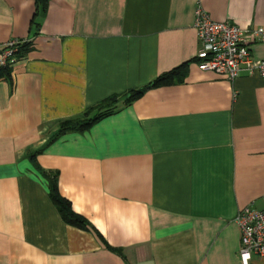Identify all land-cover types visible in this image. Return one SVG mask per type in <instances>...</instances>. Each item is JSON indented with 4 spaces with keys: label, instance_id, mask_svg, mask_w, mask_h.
Wrapping results in <instances>:
<instances>
[{
    "label": "crops",
    "instance_id": "1",
    "mask_svg": "<svg viewBox=\"0 0 264 264\" xmlns=\"http://www.w3.org/2000/svg\"><path fill=\"white\" fill-rule=\"evenodd\" d=\"M198 5L264 26V0H48L35 16L34 0H0V46L32 40L0 77V264H241L235 216L264 209V76L197 67ZM250 51L264 58V40ZM183 62L182 80L56 136ZM52 173L84 227L60 216Z\"/></svg>",
    "mask_w": 264,
    "mask_h": 264
},
{
    "label": "built area",
    "instance_id": "2",
    "mask_svg": "<svg viewBox=\"0 0 264 264\" xmlns=\"http://www.w3.org/2000/svg\"><path fill=\"white\" fill-rule=\"evenodd\" d=\"M194 28L200 47L196 51V65L234 80L242 71L264 76V58L251 55L250 43L264 40V26L241 27L229 20L217 21L197 6L194 9ZM28 39L12 38L0 46V65H13L14 52L20 42ZM235 221L240 230L238 256L241 264H255L264 256V209L246 207L238 210Z\"/></svg>",
    "mask_w": 264,
    "mask_h": 264
},
{
    "label": "trees",
    "instance_id": "3",
    "mask_svg": "<svg viewBox=\"0 0 264 264\" xmlns=\"http://www.w3.org/2000/svg\"><path fill=\"white\" fill-rule=\"evenodd\" d=\"M34 3L35 16V14L43 13L46 10L48 0H34ZM31 47V39L20 42L17 46V50L14 52V56L19 59L29 49H31ZM186 64V62H183L167 71L156 75L153 79L139 88H131L127 92L122 94H110L97 103L87 106L78 117L61 120L58 123L59 128L56 131V136L67 131H81L88 128L96 120L117 111L120 108V101L124 105L129 104L132 100L139 97L149 87L169 84L175 81L182 80L186 72ZM11 68L12 65H10V63L0 65V77L10 78ZM48 187L50 199L54 203L62 219L72 225L84 227L87 222L86 219L81 214L73 210L70 201L66 197L62 196L58 191L55 173H52L49 176Z\"/></svg>",
    "mask_w": 264,
    "mask_h": 264
}]
</instances>
